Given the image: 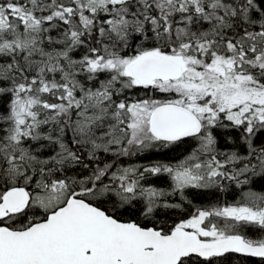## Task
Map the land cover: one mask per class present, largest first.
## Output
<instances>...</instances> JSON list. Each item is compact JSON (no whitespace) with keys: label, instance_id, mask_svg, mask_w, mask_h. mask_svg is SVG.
I'll return each mask as SVG.
<instances>
[{"label":"snow or ice","instance_id":"6c2138e0","mask_svg":"<svg viewBox=\"0 0 264 264\" xmlns=\"http://www.w3.org/2000/svg\"><path fill=\"white\" fill-rule=\"evenodd\" d=\"M0 264H264V0H0Z\"/></svg>","mask_w":264,"mask_h":264}]
</instances>
